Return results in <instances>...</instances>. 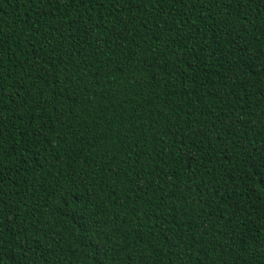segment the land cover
<instances>
[{
    "label": "trees",
    "instance_id": "obj_1",
    "mask_svg": "<svg viewBox=\"0 0 264 264\" xmlns=\"http://www.w3.org/2000/svg\"><path fill=\"white\" fill-rule=\"evenodd\" d=\"M0 264H264V0H0Z\"/></svg>",
    "mask_w": 264,
    "mask_h": 264
}]
</instances>
